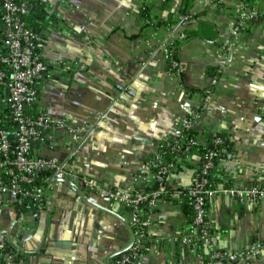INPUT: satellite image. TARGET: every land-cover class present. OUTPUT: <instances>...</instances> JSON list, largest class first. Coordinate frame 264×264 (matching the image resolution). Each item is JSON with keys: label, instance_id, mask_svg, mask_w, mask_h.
Segmentation results:
<instances>
[{"label": "crops", "instance_id": "0c3cea01", "mask_svg": "<svg viewBox=\"0 0 264 264\" xmlns=\"http://www.w3.org/2000/svg\"><path fill=\"white\" fill-rule=\"evenodd\" d=\"M37 1L41 57L60 62L42 78L38 106L52 119L71 116L89 127L75 140L50 131L35 146L37 156L57 158L107 188H141L144 159L182 132L181 119L193 109L200 113L194 125L200 142L219 132L232 147L218 161V187L264 180V0H250L249 10L237 0H192L193 16L183 24V0ZM243 12L251 24L234 35L232 24ZM174 21L171 28L157 24ZM203 23L216 27L213 40L183 39L184 30ZM176 43L173 72L166 50ZM198 161L194 154L188 166L169 175L168 194L152 210L149 251L133 264H207L205 246L199 252L181 242L189 224L184 188ZM33 214L37 224L30 215L22 224L37 227L35 234L22 246L12 237L19 243L14 249L8 239L19 225L17 213L0 195V248L11 247L5 264H117L131 241L130 208L95 192L81 194L63 181L50 179ZM207 217L218 250L241 252L264 242V199L241 203L217 194L208 200ZM230 264H264V253Z\"/></svg>", "mask_w": 264, "mask_h": 264}, {"label": "built area", "instance_id": "2783aa9c", "mask_svg": "<svg viewBox=\"0 0 264 264\" xmlns=\"http://www.w3.org/2000/svg\"><path fill=\"white\" fill-rule=\"evenodd\" d=\"M244 8L242 0H237ZM3 22L5 23L4 52H0V195L9 201L15 208L23 205L25 208L34 206L41 209L47 183L53 174L60 179H68L77 185L83 193L95 192L101 197H109L122 205L130 208L132 212L131 227L134 228L135 239L130 248V256L134 259L141 257L149 251L148 230L151 222L152 210L156 203L168 194L165 178L176 169L175 164L169 163L161 166L156 172L152 168L161 163L160 160L144 162L145 183L159 182L158 188L146 191L144 188L136 190L113 189L87 175H82L60 164L57 158L37 156L33 146L47 141L52 130H60L69 137L84 135L89 127L82 126L71 116L63 115L52 119L38 106L36 82L50 65L60 62H46L35 53L34 46L37 33L32 31L23 19L29 12V4L16 0H2ZM253 18V15H248ZM240 14L237 21L232 24V33L238 35L245 27ZM185 19L187 18L184 17ZM248 18V17H246ZM168 57L169 49L166 50ZM177 66V63H173ZM214 80V79H213ZM216 80H214V83ZM206 99L211 97V90L205 91ZM34 113L30 112L33 105ZM187 116L181 119L182 131L188 130L199 119L200 113L188 109ZM260 112L264 119V102L260 105ZM5 115L9 123L14 124V129L8 123L1 125V116ZM183 134L175 139L167 138L165 142L172 151L187 153L190 148L206 144V151L195 170L191 183L184 188L186 197L190 200L193 210V221L188 224V233L181 238V242L194 245L202 242L207 248L209 258L207 264H230L232 261L256 258L264 253V242L253 243L241 252H224L214 248L211 226L207 217L208 200L221 194L231 197L238 202L264 199V180L249 186L229 185L210 187L209 175L215 168V159L220 154V147L226 142L219 132L211 134L209 141L200 142L195 136L188 139L184 148L181 147ZM12 139L14 141V154L11 156ZM5 171V172H4ZM51 171L47 177L45 173ZM171 172V173H170ZM17 218L22 224L26 214L19 212ZM129 257L123 254L117 264H128Z\"/></svg>", "mask_w": 264, "mask_h": 264}, {"label": "trees", "instance_id": "16d2710c", "mask_svg": "<svg viewBox=\"0 0 264 264\" xmlns=\"http://www.w3.org/2000/svg\"><path fill=\"white\" fill-rule=\"evenodd\" d=\"M16 1L17 2H26L27 4H29V12L25 16H23V19L26 22V24L28 25V27L32 31L37 33V38L35 40L34 51L41 58V60L45 61L41 57V52H40L41 34H40V28L38 27V24H39L40 19H41L40 17H42V14L39 13V12H36L37 10L41 9L40 2L37 1V0H16ZM192 2H193L192 0H183V4H182V7H181L182 16H188V15L191 14L189 9H190V7L192 5ZM242 2L245 4V7L249 10L250 7H251L250 6V0H242ZM145 8L146 7H144V9ZM3 15H4L3 2H2V0H0V52H4L5 51V48H4V45H3V42H4L3 35H4V32H5L6 26H5V23L3 22ZM192 16L193 15H190L189 17L192 18ZM187 20H189V19L183 20V21H181V23L183 24ZM243 22H244L246 28L249 26V24H251V23L247 22V18L246 17L243 18ZM176 23H177L176 21H174L172 23H169V24L168 23L157 22L158 25L166 24L170 28L175 26ZM183 34H184V38H183L184 40L187 39V37H189V38H203V39H206V40H213L215 38V36H216V27L214 25H212V24L203 23L196 30H184ZM180 45H181V43H176V44L170 45V47L168 48L169 49V52H168V68L171 71H173V72H176L178 70V67L177 66H173L172 64L174 62L177 63V50H178ZM48 69H49V67H48ZM48 69L46 71H48ZM46 71L43 73L42 77L39 80H37V82H36V88H37L38 96H39L40 82H41L42 78L44 77ZM36 106L37 105L35 104V105L32 106V108L29 109L31 113L35 112ZM7 120H9V119L5 115H2L1 116V125L3 126L5 123H8V125L11 128L14 129L15 128L14 124L12 122L9 123ZM194 125L190 129L184 130V131H182L180 133V134H183V137H182V140H181V147L182 148H184L186 146L188 139L190 137L194 136V133H195L194 132ZM219 134L223 138L226 139V142L223 145H221V147H220V151L221 152L215 159L216 166L211 171V173L209 175L210 187H212V188L218 187L219 184L223 183V181L221 179L217 178V175H216V172L218 171V170L216 171V169L218 167V161H220L222 158H225L229 153L232 152V147H231V144H230L226 134H224V133H219ZM178 136H175L172 139H175ZM210 136L211 135H208V137L206 138V143L209 141ZM35 146L36 145L33 146L34 152H35ZM206 147H207L206 144L203 143L202 145H198L196 147L190 148V150L187 153L183 154L181 152L172 151L171 147L168 146L166 142H164V143L161 144V146L159 148V151L155 155H152V156H149V157L145 158L144 162L152 161V160H160L161 161L160 164H158V162H156V166H154L152 168L153 172H156L161 166L167 165L169 163H173V164H175V166L177 168H181V166H184V165L188 166L189 165L191 157L194 154L198 155V158L201 161V159L203 157V154L206 151ZM10 153H11V156L14 154V141H13V139H12V147H11ZM51 175H52L51 171H47L45 173V176H47V177H49ZM164 182H165V184L167 183V186H168V179L167 178H165ZM153 183H154V181H151L149 184H145L141 188H144L146 191H150V190L153 189ZM225 186H229V185L225 184ZM136 189H139V188H134L133 190H136ZM186 204L188 206L185 208L184 213L188 217V223H191L193 221V216L194 215H193L191 202H190V200L188 198L186 200ZM15 210H16V212L18 211V213L22 212V213L27 214L30 210H32V211L34 210L35 211V210H38V209H36L34 206H31L30 208H25L23 205L22 206L18 205V206L15 207ZM132 230L134 231V228H132ZM4 245L5 246H2L0 248V264H5V262H6L5 261L6 253L11 249V247L8 244L5 243ZM194 246L197 248V250L199 252L204 247L202 242H198V243L194 244ZM123 254L126 255V253L119 254L116 257V259L117 258L119 259ZM144 255L145 254L141 255V257H143Z\"/></svg>", "mask_w": 264, "mask_h": 264}, {"label": "water", "instance_id": "95a60500", "mask_svg": "<svg viewBox=\"0 0 264 264\" xmlns=\"http://www.w3.org/2000/svg\"><path fill=\"white\" fill-rule=\"evenodd\" d=\"M79 136H72V138L75 140V138H78ZM52 179H55L57 181H63L65 183H70L68 181V179H60V178H56L55 175L52 177ZM79 193L81 194H84L82 192V190L75 184L73 183H70ZM158 185H159V182L156 181L154 183V188H158ZM35 216L36 217V224L38 223V218L37 217L38 215H34L33 214V211L30 210L26 216ZM18 224V223H17ZM36 229L37 227H29L28 224H19V225H15V228L9 232V239H8V242L10 243V245L17 250V247L20 245L22 246L23 242L30 239L32 237L33 234H35L36 232ZM130 233H131V241L130 243L125 247L123 248L121 251H119V254H122V253H126V255L129 257V262L130 263H135V261H137V259H134L130 256L129 254V251H130V248L132 247L133 243H134V239H135V234H134V231L132 230V228L130 227ZM12 237H17L19 240H20V244L17 243V245L14 243V239H11ZM14 244V245H13ZM19 244V245H18ZM138 261L141 263L142 262V257L138 258Z\"/></svg>", "mask_w": 264, "mask_h": 264}]
</instances>
